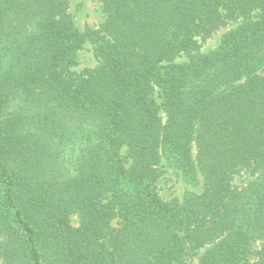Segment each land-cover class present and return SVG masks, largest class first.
Masks as SVG:
<instances>
[{
	"label": "trees",
	"instance_id": "1",
	"mask_svg": "<svg viewBox=\"0 0 264 264\" xmlns=\"http://www.w3.org/2000/svg\"><path fill=\"white\" fill-rule=\"evenodd\" d=\"M98 2L0 0V264H264V0Z\"/></svg>",
	"mask_w": 264,
	"mask_h": 264
},
{
	"label": "rangeland",
	"instance_id": "2",
	"mask_svg": "<svg viewBox=\"0 0 264 264\" xmlns=\"http://www.w3.org/2000/svg\"><path fill=\"white\" fill-rule=\"evenodd\" d=\"M69 11L75 17L76 26L81 31H84L88 27L99 29L105 20L101 3L98 0H70ZM230 28L231 25L216 32L203 43L202 50L207 52L215 48L219 44L223 34ZM96 64L93 46L90 43H86L78 52L77 65L74 67V70L81 72L84 69L93 68ZM162 165L163 174L158 181V191L164 200H171L173 198L182 199L187 191H200L201 185L192 186L182 181L167 165L165 160L162 162ZM253 179H255L254 175L249 171H243L235 176L234 184L242 186ZM72 224L74 226L79 225V217L77 215L72 216Z\"/></svg>",
	"mask_w": 264,
	"mask_h": 264
}]
</instances>
